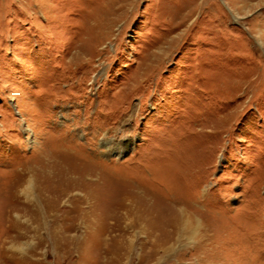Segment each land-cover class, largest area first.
<instances>
[{
  "label": "rangeland",
  "instance_id": "374dc122",
  "mask_svg": "<svg viewBox=\"0 0 264 264\" xmlns=\"http://www.w3.org/2000/svg\"><path fill=\"white\" fill-rule=\"evenodd\" d=\"M85 187L104 227L132 194L184 231L52 235ZM0 238V264H264V0H0Z\"/></svg>",
  "mask_w": 264,
  "mask_h": 264
},
{
  "label": "bare ground",
  "instance_id": "6f19581e",
  "mask_svg": "<svg viewBox=\"0 0 264 264\" xmlns=\"http://www.w3.org/2000/svg\"><path fill=\"white\" fill-rule=\"evenodd\" d=\"M102 146L104 148L108 149V142H103ZM51 174V173H50ZM84 172H81V178L85 177ZM36 176H34V168L28 164H25L20 167V170H18L17 177L15 179V182L12 183V187L10 189V196L13 199V203H15L14 206L9 207L8 210H6V221L9 222V227L6 230V233L9 231H17L18 230V223L16 222L17 219H19V213H30L33 216H36V211L30 210V200L36 202V197H35V179ZM43 177V176H42ZM63 178V177H62ZM64 181L66 182L64 189L56 195V198L60 200V198H64L65 196L69 197V194L77 188V184H75V181L72 178V175L68 172L65 174L64 172ZM80 178V177H79ZM90 179V178H89ZM60 187V186H59ZM38 188V187H37ZM86 188V187H85ZM55 190V189H54ZM43 191V190H42ZM54 192V191H53ZM38 195V193H37ZM132 194L122 197L119 200V203L117 205L118 213L122 212V215H118L116 219H114V223L111 224V227H104L102 225L103 221V213L101 212L99 208L98 202H96V199H94V193L93 191L88 190L86 188L85 193L82 195H79L78 198L71 197L69 200L72 203L73 207H70L68 209L67 214L65 215L64 218L59 219L61 222L68 221L70 224H58V221L56 220L59 217H56L55 215L53 216V226H49L50 229H48L52 235H70L77 230V220H81V222L84 223V232L89 235H93L95 238H98L104 234L106 231H111V232H121L125 228H130L134 229L136 226L141 224V229L142 231H148V233H153L157 230L164 229L160 227L162 224L164 226H168L172 228L175 233H178L180 231H184V223L183 222V217L181 216H172V218H169L165 223H160V219H154L149 217V210L145 207L144 203H141L139 200V210L135 211L133 208L132 201H134V197L131 196ZM54 198V197H53ZM55 198V199H56ZM19 199H22V202H17ZM54 199V200H55ZM62 200V199H61ZM60 200V201H61ZM89 200H92L94 202V206L83 209L82 205L84 203H87ZM136 200V199H135ZM126 201L128 202L126 204ZM56 202V200H55ZM137 202V201H136ZM49 203V209H51V204ZM57 204V202H56ZM55 205V204H54ZM29 206V207H28ZM32 212V213H31ZM12 214H15V220L10 218ZM117 214V213H116ZM47 218H51V215L49 216L48 213H46ZM34 220V219H33ZM36 222V226L33 231L37 232V230L40 228V225L37 223L38 217L35 218L34 220ZM56 221V222H55ZM123 221H128L127 225L124 224L123 228L121 227V224ZM189 221V220H188ZM42 222V221H41ZM40 222V223H41ZM45 222V221H44ZM141 222H144L142 224ZM164 222V221H163ZM67 223V222H66ZM57 224V225H54ZM33 228V227H32ZM82 228V227H81ZM161 228V229H160ZM163 231V230H162ZM3 234V233H2ZM5 234V232H4ZM135 234V233H134ZM167 235V234H166ZM178 235V234H177ZM21 236H19V233L17 232V236H14L10 239L9 241V247L11 249H14L16 251H20L19 246H16V242L18 239H20ZM6 239V238H5ZM5 239L0 238V253L3 255V245L5 246L6 241ZM8 239V237H7ZM166 239V238H165ZM97 240V239H96ZM167 242V240H165ZM163 241L153 242L151 246V252H157L158 250H161L162 252L165 250V245L168 243ZM121 242V241H120ZM8 247V249H9ZM7 249V248H6ZM10 249V250H11ZM6 259V257L4 256Z\"/></svg>",
  "mask_w": 264,
  "mask_h": 264
}]
</instances>
